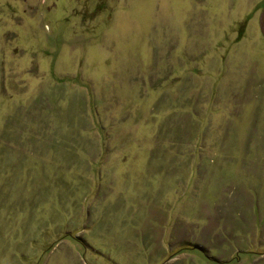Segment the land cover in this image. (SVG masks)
Listing matches in <instances>:
<instances>
[{
    "label": "rangeland",
    "instance_id": "374dc122",
    "mask_svg": "<svg viewBox=\"0 0 264 264\" xmlns=\"http://www.w3.org/2000/svg\"><path fill=\"white\" fill-rule=\"evenodd\" d=\"M264 0H0V264H264Z\"/></svg>",
    "mask_w": 264,
    "mask_h": 264
},
{
    "label": "water",
    "instance_id": "95a60500",
    "mask_svg": "<svg viewBox=\"0 0 264 264\" xmlns=\"http://www.w3.org/2000/svg\"><path fill=\"white\" fill-rule=\"evenodd\" d=\"M258 22H259L260 31L264 35V4H263V7H262V11H261V13L259 15Z\"/></svg>",
    "mask_w": 264,
    "mask_h": 264
}]
</instances>
